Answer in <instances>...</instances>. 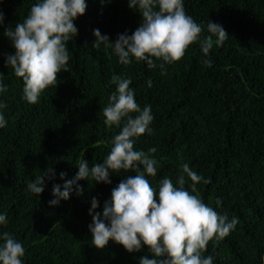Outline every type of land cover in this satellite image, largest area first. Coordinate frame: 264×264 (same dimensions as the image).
Segmentation results:
<instances>
[{"label":"trees","instance_id":"trees-1","mask_svg":"<svg viewBox=\"0 0 264 264\" xmlns=\"http://www.w3.org/2000/svg\"><path fill=\"white\" fill-rule=\"evenodd\" d=\"M34 3L0 0V75L7 85L0 94L7 105V124L0 128V213L8 221L0 232L22 243L24 264H139L140 257L151 258L146 246L129 253L111 240L97 249L88 231L91 199L97 198L95 212L102 213L111 190L134 173L110 174L111 184L80 180L83 195L74 191L49 205L53 184L73 178L81 159L91 167L110 151L108 141L119 129L104 125L103 108L115 90L113 76L130 79L136 102L151 107L152 134L135 145L145 152L156 148L151 155L157 175L147 177L150 184L158 189L165 177L175 183L187 163L209 181L197 183L193 194L237 219L226 237L208 242L203 255L214 264H264V0H183L186 14L204 29L202 37L208 35L207 21L222 25L229 37L208 57L193 43L163 68L161 61L155 68L122 65L110 49L93 48L94 29L114 42L118 34L131 35L141 17L127 0H86L85 13L74 21L78 35L67 44L68 72L58 73L57 86L30 104L22 99V78L5 65L14 49L4 31L22 22ZM51 167L55 178L39 197L30 194L27 184Z\"/></svg>","mask_w":264,"mask_h":264},{"label":"clouds","instance_id":"clouds-1","mask_svg":"<svg viewBox=\"0 0 264 264\" xmlns=\"http://www.w3.org/2000/svg\"><path fill=\"white\" fill-rule=\"evenodd\" d=\"M127 5L141 17L132 34L126 31L109 42L107 35L94 29L91 45L110 49L122 65L145 62L149 68H155L156 61H161L159 66L163 68L179 60L193 43L208 57L214 45L222 46L229 37L222 25L210 21H207L208 35L202 37L204 29L186 14L183 0H127ZM86 7V0H36L22 22L5 28L4 36L14 49L6 55L5 65L22 78V99L26 102L38 103L46 88L57 86L58 73L68 72L67 44L78 35L74 21L85 13ZM3 22L4 15L0 12V25ZM204 63L211 66L210 59ZM3 76L0 75V94L7 91ZM110 83L115 85V90L103 108V123L108 128L119 129L108 141L110 151L102 163L91 167L87 160L81 159L73 178L65 180L63 185L53 184L49 205L68 200L74 191L83 195L84 189L77 183L80 180L111 184L110 174L134 173L125 176L111 190L102 213L95 212L99 207L97 198L91 199L88 231L92 245L104 249L111 240L129 253L140 252L146 246L151 258L142 256L139 264H214L211 255H203L208 242L226 237L235 228L237 219L229 220L227 214L218 213L198 194H193L197 192V183L209 181L187 163L181 166L175 183L165 177L159 181L158 189L150 184L147 177L157 175L158 161L151 155L156 148L145 152L137 150L135 145L143 134H152L151 107L141 108L136 102L130 79L113 76ZM6 107L0 101V128L7 124L3 111ZM55 175L54 168L45 169L27 184V190L39 197L46 181ZM59 175L63 180L66 173ZM186 177L192 182L190 191L185 187ZM7 223L6 215L0 213V226ZM24 254L21 242L7 231L0 232V264H24Z\"/></svg>","mask_w":264,"mask_h":264}]
</instances>
